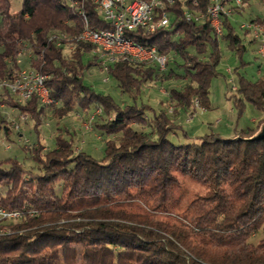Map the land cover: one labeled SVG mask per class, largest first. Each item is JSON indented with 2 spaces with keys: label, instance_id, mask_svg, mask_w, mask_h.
Masks as SVG:
<instances>
[{
  "label": "trees",
  "instance_id": "1",
  "mask_svg": "<svg viewBox=\"0 0 264 264\" xmlns=\"http://www.w3.org/2000/svg\"><path fill=\"white\" fill-rule=\"evenodd\" d=\"M258 3L264 10V0ZM211 4H165L168 30L125 34L155 50L167 70L130 59L113 62L108 79L128 100L119 104L85 84L86 74L102 63L80 41L84 25L77 8L67 0H22L14 13L11 0H0V85L14 80L18 59L29 54L30 70L47 78L52 103L44 107L34 97L19 105L4 101L5 92L0 106L30 117L36 129L47 116L59 124L79 113L91 119L100 109L91 124L104 153L96 160L76 152L74 137L65 132L51 148L25 146L29 163L0 159V210L23 216L17 223L0 221V264H264V119L230 141L213 133L193 139L176 124L182 111L194 116L196 103L209 110L222 46L239 64L236 94L229 98L234 109L241 117L252 106L264 116V67L256 81L238 71L251 66L244 58L257 46L238 26L243 12L223 15L219 39L207 17ZM81 7L90 30L113 31L92 3ZM186 14L201 22H188ZM247 22L264 30V17ZM169 83L183 84L168 90L172 116L145 97L152 85ZM4 134L9 140L12 132ZM179 134L186 144L171 141Z\"/></svg>",
  "mask_w": 264,
  "mask_h": 264
},
{
  "label": "rangeland",
  "instance_id": "2",
  "mask_svg": "<svg viewBox=\"0 0 264 264\" xmlns=\"http://www.w3.org/2000/svg\"><path fill=\"white\" fill-rule=\"evenodd\" d=\"M12 11L20 12L22 8V0H11ZM258 3V1L256 2ZM259 4V3H258ZM254 12L252 15L247 13L244 19H237L239 27L243 24H248L249 19L263 18L264 12L260 6L252 4ZM247 7V5H246ZM246 7L242 9L245 11ZM235 20V21H236ZM257 46L251 47L248 55L245 56L244 62L251 66L238 70L239 74L246 77L250 81H256L261 72L258 70L261 66L260 61H256L258 57ZM68 53V50L65 51ZM223 60L217 69L218 76L212 80L209 89L210 108L207 111L196 110L194 116L190 118V112L182 111L176 118V124L187 133L190 138L201 137L210 133L219 135L224 141H230L235 137L236 132H242L247 129L255 128L257 124L263 121L264 116L252 106H248L244 114L239 117L238 112L234 109L233 103L229 98L235 96L237 79L235 70L239 68L238 62L235 60L228 50L222 46ZM251 53V54H250ZM29 54H25L18 59V66L21 71L30 70ZM100 61V60H99ZM108 61V60H107ZM109 66V62H103L100 69H93L85 76V84L93 88L97 93L109 95L113 97L117 103L124 104L128 100L125 99L115 84L108 79L103 67ZM263 68V65L261 66ZM230 70L231 73H227ZM259 73V74H257ZM183 87L182 83H169L164 85H152L147 88L145 97L155 109H164L170 112L172 116L171 104L166 102L169 89L180 90ZM15 100H17L15 98ZM90 116H84L81 113L71 115L61 123H56L49 116L44 118L39 129L35 128L36 123L31 119L23 121V117L17 111L7 107L0 106V159H16L19 162L29 163V156L25 151V145L29 150L36 147L39 143L45 149L54 146V138L63 134H71L74 137L75 151L84 152L92 156L96 160L104 159L103 141L100 136L94 131L91 124ZM4 129H9L12 132L10 139L5 137ZM36 129V130H35ZM66 132V133H65ZM171 141L175 143L186 144V140L182 134L178 138L171 137ZM7 148L11 149L7 151ZM30 152V151H29ZM29 166V164H26ZM7 223H17L10 221Z\"/></svg>",
  "mask_w": 264,
  "mask_h": 264
},
{
  "label": "built area",
  "instance_id": "3",
  "mask_svg": "<svg viewBox=\"0 0 264 264\" xmlns=\"http://www.w3.org/2000/svg\"><path fill=\"white\" fill-rule=\"evenodd\" d=\"M245 0H233L234 4L229 8L223 6L222 0H212L210 11L207 14L212 28L219 39L222 38V20L223 15L231 17L233 9L242 10L246 7ZM257 2L258 0H249ZM74 4V1H72ZM96 8V12L104 20V22L113 26L112 32L97 33L92 31L90 42L96 44H105L109 48L121 51H133L125 47H117L113 45V35L121 34L125 38V34L141 31L144 35H152L159 30H168L171 27L172 19L169 14L163 12L165 3L162 0H87ZM188 22L195 20L196 23L201 22V18L185 15ZM240 29L250 32V39L257 44L258 57L261 65L264 67V30L258 26L251 24H243ZM141 58L154 62L155 66L166 72V60L159 58L155 50H146L145 55H140ZM113 64V63H112ZM103 70L108 74L109 67H103ZM29 73V81H21V74ZM229 73H231L229 71ZM7 92L8 100H14L19 105H26L36 97L38 100H46V103L51 105L50 98H46L40 80L37 78V73L33 70L21 71L17 73L14 80L10 83L6 82L3 87H0V95ZM15 98L17 100H15ZM197 110H200L198 103L195 104ZM100 109L93 115L94 118L101 116ZM192 118V117H190ZM31 120L30 117H23V121ZM27 146V145H25ZM11 149L7 148V151ZM13 217H23L19 213H8L0 210V221L10 222Z\"/></svg>",
  "mask_w": 264,
  "mask_h": 264
},
{
  "label": "bare ground",
  "instance_id": "4",
  "mask_svg": "<svg viewBox=\"0 0 264 264\" xmlns=\"http://www.w3.org/2000/svg\"><path fill=\"white\" fill-rule=\"evenodd\" d=\"M74 1V4L73 2ZM178 0H162V3L174 5ZM67 2L71 5L73 8H77L76 11L78 15L82 18L83 25H84V32L80 38V41L86 45H90L94 48V43L90 42V35L92 33V30L89 28V24L87 21V18L82 10V5L88 3L87 0H67ZM210 11V8L208 9V12ZM208 14V13H207ZM113 45L117 47H125L133 51H121V50H115V48H109L108 45L105 44H96V48L92 51V56L97 57L100 62L103 64V62L107 63L109 62V66L112 65L113 62L121 60V59H130L132 61H135L137 63H148L155 65L154 62H149L146 59H143L140 57V55H145L146 49L142 48L141 46L133 43L132 41L123 38L121 34H114L113 35ZM108 60V61H107ZM104 66V67H109ZM37 78L40 80V87H42L44 91V95L46 98H49V93L46 89L45 82L47 78L42 77L37 73ZM21 81H29V73H22L21 74ZM6 84L4 82L0 87H3ZM4 101H8V95L5 96ZM40 104L44 107L49 106V103H46V100H38ZM102 113V110H100ZM94 116L91 117L90 122L93 123ZM23 220V217H13V221H21Z\"/></svg>",
  "mask_w": 264,
  "mask_h": 264
},
{
  "label": "crops",
  "instance_id": "5",
  "mask_svg": "<svg viewBox=\"0 0 264 264\" xmlns=\"http://www.w3.org/2000/svg\"><path fill=\"white\" fill-rule=\"evenodd\" d=\"M252 4H256L257 6H260L258 3H256V2H251V3H248L247 4V7H246V9H245V11H243V16H242V18L241 19H244V16H246L247 15V13H250V15H252L253 14V12H254V10L255 9H253V5ZM263 12H264V10H263ZM255 13V12H254ZM240 19V18H239ZM255 19H257V18H255ZM255 19H249V20H255ZM230 71V70H229ZM229 71L227 72L228 74H229ZM257 74H259V73H257ZM254 124H256L257 122H253Z\"/></svg>",
  "mask_w": 264,
  "mask_h": 264
},
{
  "label": "water",
  "instance_id": "6",
  "mask_svg": "<svg viewBox=\"0 0 264 264\" xmlns=\"http://www.w3.org/2000/svg\"><path fill=\"white\" fill-rule=\"evenodd\" d=\"M264 138V128H263V131L261 133V136L259 137V139H263Z\"/></svg>",
  "mask_w": 264,
  "mask_h": 264
}]
</instances>
